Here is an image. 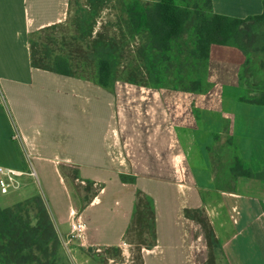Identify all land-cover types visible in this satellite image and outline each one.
<instances>
[{
	"label": "crops",
	"instance_id": "crops-1",
	"mask_svg": "<svg viewBox=\"0 0 264 264\" xmlns=\"http://www.w3.org/2000/svg\"><path fill=\"white\" fill-rule=\"evenodd\" d=\"M69 2L0 0V166L33 168L61 235L79 216L87 231L72 241L76 253L128 250L136 206L146 196L155 240L143 264L205 261L200 225L185 210L203 212L216 228L231 225L221 246L224 264H264V180L230 173L236 158L252 173L264 166V106L239 101L244 55L212 46L194 93L121 80L108 90L33 68L30 35L62 23ZM263 2L211 0V7L245 19L260 15ZM254 44L264 47V40L256 35ZM260 64L264 89V52ZM31 178L20 177L21 188ZM65 252L59 249V263L73 264Z\"/></svg>",
	"mask_w": 264,
	"mask_h": 264
},
{
	"label": "trees",
	"instance_id": "trees-1",
	"mask_svg": "<svg viewBox=\"0 0 264 264\" xmlns=\"http://www.w3.org/2000/svg\"><path fill=\"white\" fill-rule=\"evenodd\" d=\"M91 8H98L104 0H88ZM122 28L124 39H135L140 36L141 45L133 52L141 65L139 69L127 67L123 75L117 78L115 65L122 57V48H117L112 42L103 41L101 37L93 41L92 55L96 60L95 79L79 77L72 74L67 57L55 54L45 45L39 51V45L33 40L35 33L46 31L55 25L44 28L30 35V56L33 68L49 71L63 76H73L93 80L98 86L112 89L116 80L133 85L163 89V77L169 74L171 62H176L173 80L180 75L181 62L179 57L181 45L179 41L188 33L191 48L187 49L185 61L191 59L192 71L187 76H195L196 81L190 84L189 89L176 90L181 92H199L206 75L207 63L212 46L232 47L239 50L244 56L251 52L256 29L264 25L263 11L260 15L236 19L218 15L212 12L211 0H158L150 3L142 0H125L122 4ZM174 46L177 50H174ZM261 52H264V47ZM183 65V64H182ZM138 77L142 78L138 80ZM162 77V78H161ZM167 81V80H166ZM174 82V81H172ZM169 89V87H167ZM165 88V89H167ZM244 92L239 101L264 106V92L259 97L244 99ZM216 162L214 161V164ZM234 178L245 177L264 180V166L259 173L245 167L241 160L236 158L230 168ZM28 208H26V206ZM31 209L37 213L31 221ZM185 216L194 218L192 213L201 211L185 210ZM136 228H147L151 243L154 245V210L152 200L146 196L140 198L136 206ZM54 224L49 217L40 196H33L25 202L16 203L11 207H0V264H58L60 242ZM139 244H145L139 242ZM114 252H120L118 247H108ZM60 264V263H59ZM138 264H143L142 260Z\"/></svg>",
	"mask_w": 264,
	"mask_h": 264
},
{
	"label": "rangeland",
	"instance_id": "rangeland-1",
	"mask_svg": "<svg viewBox=\"0 0 264 264\" xmlns=\"http://www.w3.org/2000/svg\"><path fill=\"white\" fill-rule=\"evenodd\" d=\"M124 1L125 0H104V4L101 7L91 8L90 4H88V0H70L68 15L62 23L56 24L49 30H42L35 33L33 40L35 43L39 44L36 49L43 51L42 45H45L55 54L67 57L73 75L95 79L97 62L91 51L93 41L101 37L103 41L109 40L112 42L111 44L116 45L117 48H122L124 44L122 57L118 59V63L115 65L114 74L117 75V78L123 75L122 72L128 69L127 67L140 70L139 65H141V62L134 57L133 53L142 43L140 36L136 35L133 40L127 37L124 39L123 36L125 33L122 28V4ZM142 1L150 3L154 0ZM201 2H203V0H201ZM187 35L188 33L179 41L181 45L180 52L184 53L179 57V62H181L180 75L177 80H173L175 78L173 75L178 67L176 66V62H171L169 72L171 75L163 77V81L166 82V84L163 85V89L169 87V90H171L170 88L173 85L176 90L189 89L190 84L196 81V74L195 76H193V74H191L190 77L187 76L190 71H192V68L187 66V64L191 63V59L185 61L186 51L192 47ZM256 35L264 40V28L261 26L258 27L254 37H256ZM262 48V45L253 43L250 54L247 57L244 56L243 70L240 72L239 77V82L244 88V99L257 98L264 91L260 64ZM174 50L176 51L177 47L174 46ZM141 79L142 78L138 77V80ZM29 180L30 185L22 187L20 191L16 193H9L6 195L0 194V207H9L12 202H15L12 200H20L26 196L35 194L40 196L48 212L45 204L46 196L40 180L36 177H32ZM221 186L228 187V184H221ZM26 200L27 199H24L18 203L25 202ZM25 206L28 208L27 205ZM36 214L34 209H31V221L35 222L34 217H36ZM192 216H194L200 225L201 242L204 240L205 243L203 244L206 246L205 261L201 264H224L221 246L225 238L232 234L231 225L227 223L224 224L222 228L213 227L203 212L200 214L192 213ZM136 226L135 220L134 227L126 238L128 250L124 248L123 251L114 252L110 250V248L99 247L86 249L84 253L78 251L76 253L72 247L67 251L63 246L61 247L60 244V248L66 251V260L73 264L77 262L80 264H138L139 259L143 262L144 251H150L153 245L151 247L146 245L151 243L148 229L136 228ZM53 229L57 234L58 230L55 226ZM139 242L145 244H139ZM61 263H63V261H61Z\"/></svg>",
	"mask_w": 264,
	"mask_h": 264
},
{
	"label": "built area",
	"instance_id": "built-area-1",
	"mask_svg": "<svg viewBox=\"0 0 264 264\" xmlns=\"http://www.w3.org/2000/svg\"><path fill=\"white\" fill-rule=\"evenodd\" d=\"M14 138L16 140L18 139L16 135ZM28 169V173H25L19 169L0 166V194L6 195L17 192L21 188L20 177L23 175L35 177L33 168L28 166ZM86 231L87 228L81 223L79 216L73 215L69 221V233L66 235H61L57 231V234L60 244L63 246V248H65V250L69 251L72 241L74 239H78L79 241L83 239V235Z\"/></svg>",
	"mask_w": 264,
	"mask_h": 264
}]
</instances>
